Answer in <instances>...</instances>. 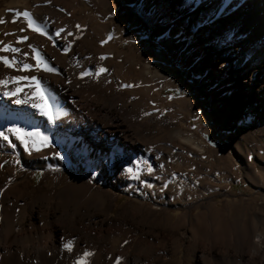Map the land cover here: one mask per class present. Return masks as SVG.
I'll return each instance as SVG.
<instances>
[{"label":"bare ground","instance_id":"1","mask_svg":"<svg viewBox=\"0 0 264 264\" xmlns=\"http://www.w3.org/2000/svg\"><path fill=\"white\" fill-rule=\"evenodd\" d=\"M89 2L87 9L95 13L113 8L116 14H120L122 8L118 0ZM139 3V14L153 15L159 21L149 27H158L163 35L161 45L172 35L180 38L182 50L197 61L201 72H207L211 90L224 94L234 104L238 115L248 112L243 123L264 124V0H139ZM17 6L27 7L28 12L29 0H7L0 15L6 8L13 12ZM44 8H38V19L29 14L45 35L32 32L27 20L17 15L15 21H24L31 32H10L8 43L19 48L20 52L0 51V56L34 64L28 47L31 44L56 71H19L5 68L0 63V78L16 75L42 78L41 87L51 106L53 119L49 121L30 104L13 103L17 98L23 100L25 93L31 97L28 88L25 87L18 97H6L0 88V131L6 132L12 124L23 128L26 133L31 128L40 127L54 140L36 161L37 164H47L42 183H53L58 173V178L65 184L61 191L45 201L44 195L31 186L27 177V163L31 158L24 146L11 133L6 134L14 147L0 139V148L15 155L10 166L0 164V184L4 189L0 192V264H31L33 261L35 264H71L72 258L85 248L94 252L91 264H113L116 256L123 258L122 264H159L163 260L164 246L172 243L184 244L191 259L189 262L193 264H264V234L253 233L249 226L229 228L224 223L237 212L246 210L247 204L245 207L234 205L226 211L217 207L216 201H211L208 206L197 205L201 211L194 216L190 211L183 212L179 218L182 226L178 227L171 217L156 215L160 205L157 200L149 205L134 195L124 210L107 221L104 215L109 202L108 193L117 196L109 188L116 186L120 192L128 186L127 182L120 180L122 175L125 180L139 183V186L133 185L131 191L134 193H138V188L145 189L151 199L156 197L154 193L158 197L161 191H166L168 200L177 203L184 185L202 186L208 190L217 184L209 181V172L203 173L193 154L181 146L180 140H186L183 135L178 139L171 137L168 145L160 150L144 144L145 137L156 138L160 131V103L151 96L149 100L144 99L147 102L141 108V85L131 83L130 94L127 86L122 87L124 80L112 86V80L108 79L110 63L131 58L137 63L141 60L133 49L119 47L126 35L120 32H80V27L77 32H71V36L69 32L57 36L56 32H45ZM23 36L28 39L13 40ZM5 41L0 38V48L8 44ZM65 47H68L66 52ZM24 52L28 55L24 56ZM102 55L104 60L99 59ZM148 57L159 58L153 54ZM98 67L106 71L96 76ZM82 72L93 75L81 76ZM145 72L149 73V70ZM168 75L163 76L167 78ZM94 84H101L107 91L112 87L116 90L113 96L98 98L89 92ZM8 88L11 89L12 84ZM152 110V114L149 113ZM54 152H60V157L53 155ZM175 156L181 158V165L175 163ZM8 157L9 154L5 159ZM155 158L161 162L164 176L158 175ZM215 158L219 162L218 153ZM132 161L140 162L138 179L123 172ZM143 161L152 168L151 173L144 170ZM84 166L98 167L102 182L94 183L80 175L78 170ZM135 167L133 165L134 170ZM212 167L210 165L207 169ZM170 171L193 177L188 184L179 181L176 185L170 182L175 179L169 175ZM81 192L91 204L73 203ZM56 203H62L63 207L56 208ZM97 217H100L99 221L95 220ZM152 217L157 221L155 224L143 223ZM187 223L192 226L190 231L185 230ZM137 233L141 237L130 251ZM112 235L121 239L115 245L109 240ZM61 238L64 241L75 238L72 253L61 250Z\"/></svg>","mask_w":264,"mask_h":264},{"label":"rangeland","instance_id":"2","mask_svg":"<svg viewBox=\"0 0 264 264\" xmlns=\"http://www.w3.org/2000/svg\"><path fill=\"white\" fill-rule=\"evenodd\" d=\"M6 1L0 0V11ZM118 1L122 5L119 10L120 14H116L113 8H109L107 12L102 10H97V13L91 12L93 10L87 9V5L90 6L89 0H29L28 13H32L34 19H38L36 16L38 8L45 7V32H57L61 28L65 30L64 32H77L75 26L80 25V32H120L125 34L126 37L119 47L124 50L133 49L132 52L140 55L141 60L137 63L131 58L119 63H110L108 79L112 80V86L115 82L122 80L125 81L123 84L125 86L131 85V83L141 85V108L147 102L144 99L149 100L151 96H154L160 103L158 123L160 131L156 138L145 137L144 144L152 145L160 150L163 149V146L168 145L171 137L178 139L183 135L186 140H180L179 143L185 148L184 150L193 154L194 161L201 165L203 173L209 172V181L215 182L217 186L205 190L202 186L184 185V191L177 203L168 200L169 193L166 191H161L158 197L154 193L156 197L151 199H148L145 189L138 188V193H134L131 189L134 187L133 185L139 186V183L125 180V176L122 175L120 180L127 182L128 186L126 190L120 192L116 190V186L109 188L117 196L108 193L109 202L105 206L107 210L104 217L107 221L116 217L129 205L134 195L149 205L157 200L160 205L156 215L160 218L171 217V221L178 223V227L182 226L179 218L183 212L190 211V215L194 216L201 211L200 207L196 208L197 205L208 206L211 201H216V206L226 211L234 205L239 204L243 207L247 204L245 205L247 206L246 210L237 212L226 219L224 223L229 228L249 226L253 233L264 234V124L247 125L243 123L242 119L248 117V112L238 115L234 104L227 100L224 94L211 90L210 81L206 79L207 72H201L197 61L182 50L180 38L172 35L161 45L162 33L158 27H149L158 24L159 21L153 15L139 14L137 11L140 6L139 0ZM8 10L6 8L4 14L0 15V18L3 19V23H0V32H4L0 33V38H5V43L10 41V32H31L27 30L24 21L22 22L21 19L13 21L12 19L16 13L26 11L27 7L17 6L11 13ZM18 16L21 17V15ZM17 38L14 37L13 40L17 41ZM8 45L12 44L8 43ZM151 54L157 55L159 58L153 60L148 57ZM146 69L149 70V73L145 72ZM154 74L157 75L154 76ZM164 74L169 75L164 78ZM127 89L129 92L132 91V86L131 89L130 87ZM115 90V87H112L107 91L101 84H94L93 89L89 92L98 98H107L113 96ZM157 111L155 110V112ZM152 112L153 110L149 113L152 114ZM33 129L37 130L40 135L46 136L40 127L31 128L28 132ZM33 139H38V137H33ZM48 141L49 146L41 147L39 151L31 150V144H29L28 155L31 159L27 163L26 169L31 186L38 188L37 191L40 195H44L45 201L61 191L65 184L62 179L58 178V173H56L53 183L49 185L42 183L47 164H37L36 161L40 159L39 154L54 143V140L49 137ZM195 144L201 148L199 149ZM215 153L220 156L219 162L215 158ZM7 154L9 157L5 159ZM14 159L15 155L11 151L0 148V164L10 166ZM174 160L177 165H181L180 157L175 156ZM154 165H156L158 175L164 176L160 167L161 162L156 159ZM210 165L213 167L208 170L207 167ZM78 172L93 180L94 183L102 182V172L98 167L84 166ZM92 172H96V176H92ZM169 175L175 178L170 182L176 185L179 181L188 184L193 177L191 174L182 176L178 171H170ZM154 182L150 181V183ZM0 189H2L1 184ZM84 197L85 195L83 196V192H81L73 203L75 205L91 204V201H86ZM55 205L59 209L63 207L62 203ZM153 218H148L143 223L155 224L157 221ZM95 220L99 221L100 217ZM186 229L187 231L192 229L190 223L185 225ZM139 237L141 234L137 233L130 245V251L135 247ZM109 240L115 245L121 239L112 235ZM163 249V260L159 264H193L189 262L191 259L184 244L177 246V243H172L165 245ZM70 263L72 264V261Z\"/></svg>","mask_w":264,"mask_h":264},{"label":"snow or ice","instance_id":"3","mask_svg":"<svg viewBox=\"0 0 264 264\" xmlns=\"http://www.w3.org/2000/svg\"><path fill=\"white\" fill-rule=\"evenodd\" d=\"M62 10V9H61ZM17 15H22L27 20V26L34 32H38L41 35H45L43 30L34 25L33 19L30 16V14L27 11H24L22 13H16V15L13 16V21L16 20ZM0 23H3V19L0 18ZM77 30L80 29V25L75 26ZM23 31V29H21ZM65 30L63 28L58 29L56 32L57 36H60L61 33H63ZM5 35H8V33H5ZM69 36L72 35L71 32L68 33ZM112 34L109 33L108 38L111 39ZM226 38L227 34H226ZM28 38L26 36L18 37V42L21 40H27ZM51 39V37H49ZM101 43H104V41H101ZM28 47L32 51V60L35 61L34 64H28L23 63L21 61H18L13 57L11 60L7 56H0V63L3 64L5 68L13 69L19 71H25V70H34L36 72H48V73H54L56 71L55 68L51 67L45 58L37 51L36 48L32 47L31 44L28 45ZM70 47V45H69ZM68 50V47L64 48V51L66 52ZM0 51H8L11 53H19L20 49L17 47H11L8 44H4L3 48H0ZM24 56H27L28 53H23ZM100 60H104L105 57L102 55L99 57ZM106 71L103 67H98L96 69L95 75L99 76L101 73H104ZM81 76L84 75H93L92 73L82 72L80 74ZM42 79V78H41ZM41 79H38L37 76H5L4 78H0V88L3 89L2 95L6 97H18L21 92H23L24 88H28L31 91V97L25 93V98L23 100L17 98L13 100V103L16 104H30L32 108H35L40 111L41 115H44L48 118L49 121L53 119L52 109L48 102V99L46 98V93L41 87ZM26 82L24 84H21L20 82ZM12 84V88L9 89L8 85ZM125 85H122L124 87ZM127 87H131L132 85H126ZM171 99V97H169ZM6 133H11L17 140L20 141L21 145L24 146V149L26 152L30 151L29 144H31V150L33 151H39L41 147H48L49 141L47 136L40 135L37 130L33 129L31 132H25L23 128L17 127L15 124H12L11 127H9L6 132L0 131V139H3L4 141H7L10 146L14 147L15 145L12 144V142L9 139V136ZM33 137H38V139H33ZM53 155L56 157H60V152H54ZM144 164V170L151 173L152 168L148 166L147 161L142 162ZM133 165H135V170L133 169ZM123 172L126 176L138 179L139 178V172H140V162L132 161L130 165H127L124 167ZM92 176H96V172H92ZM7 187V185H5ZM148 187H151V185H148ZM4 189H0V192H3ZM75 238L69 239L67 241H64L63 238H61V250L66 251L68 253H72L73 251V244H74ZM127 243V241H125ZM94 255L93 251H90L89 249L85 248L82 252H79L75 255L74 259L72 260V264H91V257ZM123 258L120 256H116L113 264H122ZM31 264H35V261L31 262Z\"/></svg>","mask_w":264,"mask_h":264},{"label":"trees","instance_id":"4","mask_svg":"<svg viewBox=\"0 0 264 264\" xmlns=\"http://www.w3.org/2000/svg\"><path fill=\"white\" fill-rule=\"evenodd\" d=\"M168 90H171V89H168Z\"/></svg>","mask_w":264,"mask_h":264}]
</instances>
